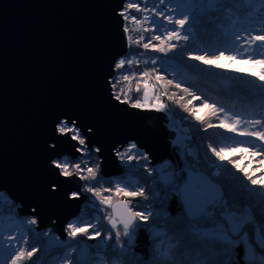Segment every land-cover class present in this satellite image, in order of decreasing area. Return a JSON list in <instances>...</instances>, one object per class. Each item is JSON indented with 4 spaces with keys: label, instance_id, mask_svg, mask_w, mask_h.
I'll return each instance as SVG.
<instances>
[{
    "label": "water",
    "instance_id": "1",
    "mask_svg": "<svg viewBox=\"0 0 264 264\" xmlns=\"http://www.w3.org/2000/svg\"><path fill=\"white\" fill-rule=\"evenodd\" d=\"M126 1L0 0V192L19 204L20 215L37 219V230L48 229L45 250L69 246L65 226L89 202L82 180L59 175L52 164L81 156L76 141L56 132L59 120H74L89 148L100 149L103 179L134 170L120 165L116 155L130 142L151 165L168 160L179 170L167 115L114 98L111 78L128 51L119 15ZM74 191L80 199L67 198ZM79 248L76 257L83 264L89 248Z\"/></svg>",
    "mask_w": 264,
    "mask_h": 264
},
{
    "label": "trees",
    "instance_id": "2",
    "mask_svg": "<svg viewBox=\"0 0 264 264\" xmlns=\"http://www.w3.org/2000/svg\"><path fill=\"white\" fill-rule=\"evenodd\" d=\"M128 2H135L141 8H148V12H137L133 9L129 10L127 14L137 18L147 15L151 21L155 22L157 30L143 31L144 28L152 29L151 22L145 23L142 27L134 23L128 24L130 31L127 33V37L131 35L133 41L128 40V51L119 60L130 59L133 63L131 65L126 64L122 69H117L115 65V73L111 78V84L116 80L122 81L123 75L134 76V79L130 82L122 81V83L117 84L113 92L116 95L122 89L123 93L128 94V103L131 105L135 100L141 101L145 91L144 82L148 83L154 98L159 97L160 102L166 106L163 111L167 112L171 118L169 126L173 127L174 122H177L180 142L179 144L171 143V152L177 161L179 170L174 173L168 160L151 165L149 159L129 163L122 162L117 156L120 165H128L134 170L103 179L100 176L99 158L96 152L93 151L90 166L94 168L98 166V179L91 182L82 180L83 191L87 192L84 190L86 185H92L101 190L102 196H110L112 204L116 201H125L134 211L150 212L152 215L147 222H137L134 226V236L128 250L129 253L133 254L131 256L124 249V238L120 237L119 242H117L115 233L110 228L111 225L108 220H105L106 214L104 215V213L98 211L96 205L99 204V200L87 192L91 202L84 203L74 221L94 224L96 227L94 230L99 231L101 236L94 240L77 237L76 242L80 243L78 247L84 245L89 248L88 256L89 254L90 256L89 258L87 256L83 264H96L98 255L101 257L98 261L103 262V264H125L126 261H142L143 264H154V256L159 259L158 247H166L167 242L178 246V251L171 257L176 264H179L181 255L185 261L200 259L206 262L212 261L213 264H227L229 256L225 252V248H229V246L221 241H203L194 238L189 230L190 220L187 218L179 196L176 194V188L183 182L188 170H207L208 174L212 175L213 170L217 167L219 172L217 175H213L214 178L219 179L222 171L227 173L225 179L214 180L211 177L223 189L224 200L227 201V212L245 213L247 210L253 218L252 222L245 226V230L248 232L247 242L255 256L250 259L246 258L245 246L242 245L245 254L242 255L241 259L247 261L248 264H264V242L260 243L257 240L258 237L261 238L260 228L261 225H264V196L261 195L264 190L260 185H251L244 172L240 171V169L246 168L248 169V175H251L252 178L261 179L256 172L250 173L252 165L249 163V158L242 156V154H249L242 149H247L251 143L260 142L253 137L240 136L220 127L207 128V123L217 125L219 120L216 118L209 120L206 117L205 122L201 123L196 121L194 116L189 115V112L184 109V105H187L189 109L199 108L207 100L209 103L216 104L217 107H223L230 117L238 115L242 121L264 119V92L258 87L261 82H257L254 77L247 74L228 69H217L188 58L189 53L203 54L208 52L210 55H216L221 50L225 51V54H238V51L242 50L239 45L243 41H236L234 34L244 36L257 30L255 27H259L260 24L255 22V18L260 14V0H253L251 6L247 4V0H238L239 4L243 6L237 8L232 5L231 17H229L227 11H220L200 17L197 23L190 22V25L185 26L190 39L188 41H173L177 44V47L167 54L145 50L134 41L140 35H143L144 40L141 44L146 43L152 35L163 36L167 31L172 30L175 25L168 24L163 18L154 17L151 9L155 8L158 12H164L165 15H172L174 19L180 18L179 7L185 3V0H165L163 4L160 3V0H127L124 9ZM169 9H176V11H170ZM234 21L235 23H233ZM124 22L126 24L125 20ZM243 29H247L248 32H244ZM152 43L158 44L159 41H152ZM222 63L229 62L222 61ZM233 67L240 66L234 64ZM242 67L247 66L243 65ZM144 72H148L149 76L141 77ZM157 75L162 76L163 79L157 81ZM167 80H172L173 84H167ZM137 81H140L139 92L136 91ZM177 83L180 84V88L175 87ZM184 88H188L190 93L200 97V99H193L192 95L183 91ZM169 97L172 98L169 99ZM121 99H124L123 94ZM189 100L192 101L191 104L188 103ZM206 113L207 109L199 114L206 116ZM241 127L252 129L246 123H242ZM130 143L117 151L126 149ZM209 145L217 150L222 147L225 149L239 148L241 150L229 157V160L233 163H229L228 160L218 162L217 157L209 150ZM92 149H95V147ZM139 151L144 153L143 150L139 149ZM239 156L243 160L239 159ZM78 158L82 163H88L86 155H81ZM65 159H68L69 162H75L77 158L70 159L66 157ZM237 160L240 163L238 168L233 166L234 163L239 165ZM161 171H172L171 179L161 177L159 175ZM118 184L122 187L127 186L129 190L142 188L145 195L134 198L124 197L122 194L117 195L115 187ZM104 188H111L112 191L103 192ZM6 198L8 197L6 196ZM220 203L223 205L224 201ZM8 206L12 211L15 203L11 202ZM104 207L107 214L110 215V208ZM6 209L8 210V207ZM207 211L210 215L201 222L204 229L214 228L222 222L220 214L225 211L224 207L217 206L213 208L209 206ZM15 212L18 220L29 217L20 215L19 207ZM6 215H8L7 212H4L0 216ZM118 228L123 229L120 226ZM24 230L28 231V247L37 246L39 244L38 234H42L41 230L45 231V229L37 230L36 226L35 230L31 227H25ZM37 231L41 232L38 233ZM46 231L48 232V229ZM45 237L43 236V240ZM105 237L110 238L105 239ZM161 240L166 241L165 245H161ZM37 247L40 251L35 254L33 261L35 264H47V260L50 259H45L44 256L48 255L47 251L52 252L54 250L43 249V243ZM56 251L59 252V256H62L65 249H57ZM72 259L74 264H80L76 256H73ZM54 263L55 261H51L48 264ZM25 264H28V262L26 261Z\"/></svg>",
    "mask_w": 264,
    "mask_h": 264
},
{
    "label": "snow or ice",
    "instance_id": "3",
    "mask_svg": "<svg viewBox=\"0 0 264 264\" xmlns=\"http://www.w3.org/2000/svg\"><path fill=\"white\" fill-rule=\"evenodd\" d=\"M165 0H160L163 4ZM249 6L253 5V0H247ZM261 5L260 14L255 18V22L261 25V29L256 31L255 34L248 33L247 35L241 36L240 34H234V39L236 41H243L239 47L242 49V53L237 54H225V51L221 50L216 55H210L208 52L203 54H193L189 53L188 58L203 63L206 66L215 67L217 69H228L241 74H247L254 77L261 83L258 85L259 89L264 92V0H260ZM232 5L237 8L242 7L238 0H185V3L179 7L180 18L174 19L172 15H165L164 12H158L155 8L151 9L154 17L163 18L168 24H174L175 27L172 30L167 31L163 36L152 35L148 42L142 43L144 36L140 35L135 39V43L141 45L145 50H152L155 52L165 53L172 52L176 49L177 44L173 41H188L190 39L189 34L186 31L185 26L191 23H197L200 17H203L210 13H217L220 11H227L229 17L232 15ZM135 9L137 12H148V8H141L139 4L135 2H128L125 9L122 10L119 15L126 21L124 32L129 33L130 29L128 24L134 23L137 26L142 27L145 23H152V29L144 28L143 31H156V24L151 21L150 18L145 15L142 18H137L136 16H129L127 12L129 10ZM170 11H176V9H169ZM235 23V21L233 22ZM244 32H248L247 29H243ZM128 40L133 41V37L128 35ZM152 41H159L158 44L152 43ZM259 45V49L253 51V49ZM243 53H249L246 57H243ZM222 61H228L229 63H222ZM132 60L121 59L116 64L117 69H122L126 64L131 65ZM155 63V61H153ZM233 64L246 65L247 67H233ZM149 76L148 72L141 74V77ZM134 76L123 75L122 81H131ZM162 76L157 75L156 80L161 81ZM121 80H116L112 83L113 90L116 89L117 84L122 83ZM140 81H137L136 91H140L139 87ZM167 84H173L172 80H167ZM149 85L144 82V100L142 103L139 100H135L131 103L133 108H146L149 105L146 103L148 99V89ZM175 87L180 88V84H176ZM184 92L189 93L193 96V99L199 100L200 97L195 96L193 93L189 92L188 88L183 89ZM124 95V99H121V95ZM117 101L122 103L128 102V94L123 93L121 89L120 93H117L114 97ZM172 97H169L171 99ZM159 97L156 100L159 101ZM183 99V97H181ZM189 104L192 103L191 100L188 101ZM157 111L165 109L163 103L158 102L157 104L151 105ZM185 111L189 112V115L194 116V119L198 122L204 123L206 117L211 120L216 118L219 120L217 125L212 123H207V128L220 127L226 129L228 132L236 133L240 136H248L255 138L256 141L261 143V148L256 150L252 149H242L243 151L250 152L254 157L261 153H264V130H250L248 127H241L242 123H246L251 126L252 129H258L260 126L264 125V119H252L247 121H242L241 117L238 115L229 116L223 107H217L214 103H209L205 100L201 107L195 109H189L187 105H184ZM207 109L206 116L200 115L199 113ZM59 120V118H58ZM56 132L59 134L69 137L72 141H76L77 147L76 152L81 153L82 156L86 155L88 157V163H82L79 158L75 162H69L68 159L63 160H53L52 164L55 169L59 170V175L63 177L78 176L79 179L84 181H96L98 179V166L96 168L91 167V155L92 152H99V148L90 149L86 137L82 134L80 128L76 125L74 120H59L56 126ZM209 150L221 161L228 160L229 163H233L229 160V156L226 153H235L240 151L239 148H219L217 150L212 145H209ZM116 155L121 161H126L131 163L132 161H139L141 159L147 161L148 156L141 153L137 147L136 143H130L126 149L122 151H117ZM234 167H239L238 164H233ZM71 169V170H70ZM244 172L246 178L250 181L251 185H260L264 189V178L254 179L251 175H248V169H240ZM85 191L91 193L94 197L99 200V203L108 208H113V213L106 216L105 219L111 225L112 229H117L115 232V237L117 242H119L121 237V232L118 229V224L122 225L124 236H130L134 226L137 222H147L149 217L152 215L150 212L145 213L143 211H134L129 207L128 202H120L118 206H113L112 198L110 196H102L101 190L92 186L86 185ZM111 188H104L103 192H111ZM115 193L117 195L122 194L124 197H143L145 195L142 188L129 190L127 186H120L119 184L115 187ZM176 194L180 197L185 210L186 215L190 220L189 230L191 235L203 241H221L229 246L225 248V252L229 256L227 264H248L247 261L241 259L244 255V250L242 245L248 239V232L245 230V226L252 222V215L250 213L243 216H239L235 211L232 213L227 212V201L224 200L223 191L215 184L208 176L202 174L198 170H189L186 179L183 180L176 188ZM264 196V191L261 192ZM81 193L78 191L70 192L67 194V198L80 199ZM221 201H224L221 205ZM209 206L215 208L221 206L225 208L222 211L221 223H218L217 227L213 230L205 231L202 226V221L206 220L210 213L207 211ZM122 209L121 212H117L116 208ZM5 206L3 202H0V215L4 214ZM11 213V209H8ZM35 211V209H33ZM26 223L27 225H36L38 223L35 217L28 219L26 222H21V224ZM21 224L15 225L16 227H21ZM11 226V225H10ZM95 225L92 223H77L70 222L66 225L65 234L67 241H76L77 237H84L87 240H94L101 236L99 231H95ZM31 230V229H29ZM0 231H2V226H0ZM261 242H264V225H261ZM41 235L48 237L49 232H44ZM110 237H105L108 239ZM7 243H5V238L0 236V264H35L33 257L40 251V249L32 245L28 247L29 238L25 234L21 235H7ZM65 241L64 243H66ZM53 242V238L49 237V243ZM54 242L56 244H61L60 237H55ZM166 241L161 240V245H165ZM70 251L67 253V257L63 259L62 264H74L71 258L72 253L76 251L74 247L69 245ZM230 249V250H229ZM159 259L154 256V264H176L175 261L171 259L172 255L178 251V246L167 242L166 247H158ZM81 254L84 255V250H81ZM205 255L207 253H204ZM125 264H143L142 261H126ZM179 264H213L212 261H204L200 259H195L192 261H185L181 255Z\"/></svg>",
    "mask_w": 264,
    "mask_h": 264
},
{
    "label": "rangeland",
    "instance_id": "4",
    "mask_svg": "<svg viewBox=\"0 0 264 264\" xmlns=\"http://www.w3.org/2000/svg\"><path fill=\"white\" fill-rule=\"evenodd\" d=\"M261 10V9H260ZM255 29H257L256 31H259L260 29H261V25H259V27H255ZM256 31H252V33L253 34H255V32ZM259 45H257L254 49H253V51H256V50H258L259 49ZM242 53V50L241 51H238V54L237 55H239V54H241ZM235 54V53H234ZM249 53H243V57H246L247 55H248ZM234 65V64H233ZM235 65H237V64H235ZM238 66H240V67H242L243 65H241V64H238ZM257 82H260V81H258L257 80ZM147 91H148V93H149V95H148V99H147V101H146V103L149 105V107H146V108H141V109H154V108H152L151 107V105H154V104H157L158 102H160V100L159 101H157L155 98H154V95L151 93L152 91H151V89H150V87H148V89H147ZM143 98L141 99V102L142 103H145V100H144V95L142 96ZM128 103V102H127ZM161 103V102H160ZM129 104V103H128ZM155 110V109H154ZM162 112H164L163 110H161ZM166 115H167V117H168V128L170 129V130H173L174 132H175V136L173 137V139H171V143H174V144H179V142H180V138H179V135H178V133H179V129H178V125H177V122L175 121L174 122V125H173V127H170L169 125H170V120H171V118L169 117V115H168V113L167 112H164ZM250 130H264V125H262V126H260V128H258V129H250ZM252 148H255L256 150H259L260 148H261V143H256V142H254V143H251V144H249L248 145V148L247 149H252ZM236 153V152H235ZM235 153H226L229 157H231L232 155H234ZM238 153H239V151H238ZM242 153H244V152H242ZM249 154H250V152H248ZM249 154H247L246 153V155L244 154H242V156H244V157H246V158H249V163H250V165H252V168L250 169L251 170V172L250 173H253V172H256L257 173V176L258 177H261V178H264V153H261V154H259V155H257V156H252L251 154L249 155ZM239 159H241V160H243V158L241 157V156H239L238 157ZM63 159H65V158H61V159H59V160H63ZM218 159V158H217ZM223 162V161H221V160H219L218 159V162ZM237 162H238V160H237ZM239 163V162H238ZM247 165V164H246ZM239 166H240V163H239ZM185 169H187V168H185ZM192 170V169H191ZM198 171H200V172H202V173H204V174H206L207 176H209L210 178L211 177H213V175L215 176V175H217L218 174V172H219V168L217 167L216 169H214L213 170V173H212V175L211 174H208L209 172L207 171V170H198ZM173 172H174V170H173ZM172 171H168V172H160V176L161 177H168V179H171V173H173ZM175 173V172H174ZM222 173V175L220 176V178L219 179H225V177L227 176V173L225 172V171H222L221 172ZM214 178V177H213ZM212 179V178H211ZM218 178H214V180H219ZM264 190V189H263ZM82 191H83V185H82ZM83 193H85V194H87V192H84L83 191ZM5 196V194H4V192H0V202H3L4 203V206H5V210H4V212H7V214L8 215H6V216H0V226H2V231H0V236H2V237H4L5 238V243H7V239H6V237H7V235H9V234H11V235H14V236H16V235H21V234H25V235H27V233H28V231L26 232L24 229H25V227H31L33 230H35V226L37 227V224L36 225H27L26 223H23V224H21V222L23 221V222H26L27 220H28V218L29 219H31V218H33V217H24L22 220H18V218L15 216L16 214V212H15V210H17L16 208L17 207H19V204H15V207L13 208L14 210H12L11 211V213H9V211L6 209V207H8V209H9V206L8 205H10V203L11 202H13V201H11L9 198H6V196ZM89 201H90V199H89ZM91 202V201H90ZM15 203V202H14ZM84 205V204H83ZM98 208V211L100 212V213H104V215H105V217L106 216H108V214H107V212H106V208L103 206V205H101L100 203L98 204L97 203V205H96ZM95 206V207H96ZM104 212H103V211ZM228 213H232V212H228ZM249 212L246 210V212L245 213H237L239 216H243V215H245V214H248ZM106 221H107V219H105ZM70 222H75L74 220H71V221H69L68 223H70ZM67 223V224H68ZM17 224H21V227H16L15 225H17ZM66 224V225H67ZM11 225V226H10ZM217 227V226H216ZM216 227H214V228H206V229H204L205 231H207V230H213V229H215ZM65 228H66V226H65ZM111 228V227H110ZM95 229H96V227H95ZM112 229V228H111ZM118 229H120L119 231L121 232V237H123L124 239H123V242L125 243L123 246H124V249H125V251L126 252H128V250H129V245H131L132 244V240H133V236H134V231L132 230V232H131V234H130V236H124V234H123V229H121V228H118ZM42 231V233H44V232H47L46 231V229H45V231L44 230H41ZM41 231H37L38 233L39 232H41ZM113 231H114V233L117 231V229H113ZM39 235V238L37 239L38 241H39V244L37 245V246H41V243H43L44 244V240H43V236L41 237V234H38ZM45 239V238H44ZM260 243H263V242H261V238L260 237H258V239H257ZM80 243H78V242H76V241H72L69 245H71V247H74L75 249H76V251L75 252H73L72 253V256H71V258H73V256H76V253H77V250H79L80 248L78 247V245H79ZM244 246H245V252H246V258H248V259H250V258H253L255 255H254V253H253V250H252V248H251V246L249 245V243L246 241L245 243H244ZM98 247V246H97ZM44 249V248H43ZM65 249V251H63L64 252V254H62V256L60 255L59 256V252L58 251H56V250H54V251H47L48 253V255H45L44 256V258L45 259H47V258H49L50 260H47V264L50 262L51 263V261H55V263L54 264H62V261H63V259H65L66 257H67V253L71 250L70 249V247L68 246L67 248H64ZM128 254L129 255H131V256H133V254L132 253H129L128 252ZM89 256H90V254H89ZM89 256H88V258H89ZM99 258H101L99 255H98V259ZM98 259H97V262H96V264H103V262H99L98 261ZM0 260H2V257H0Z\"/></svg>",
    "mask_w": 264,
    "mask_h": 264
}]
</instances>
